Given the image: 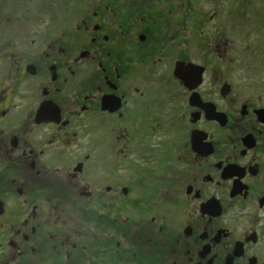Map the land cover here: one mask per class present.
Masks as SVG:
<instances>
[{
  "label": "flooded vegetation",
  "instance_id": "obj_1",
  "mask_svg": "<svg viewBox=\"0 0 264 264\" xmlns=\"http://www.w3.org/2000/svg\"><path fill=\"white\" fill-rule=\"evenodd\" d=\"M193 5L0 0V264H264V4Z\"/></svg>",
  "mask_w": 264,
  "mask_h": 264
},
{
  "label": "rangeland",
  "instance_id": "obj_2",
  "mask_svg": "<svg viewBox=\"0 0 264 264\" xmlns=\"http://www.w3.org/2000/svg\"><path fill=\"white\" fill-rule=\"evenodd\" d=\"M240 2L241 0H193V4H194L193 8L202 11L205 10L210 11V10L218 9L221 13H226L231 11L233 12L237 8L238 9L248 8L249 9L248 11L251 10L249 12L248 18H251L252 14L253 15L259 14L258 8L262 9V5L264 4V0H243L242 6L239 7ZM259 3H261V5H259ZM50 13L51 11L42 17V21L46 26H49L51 23V20L49 18Z\"/></svg>",
  "mask_w": 264,
  "mask_h": 264
}]
</instances>
